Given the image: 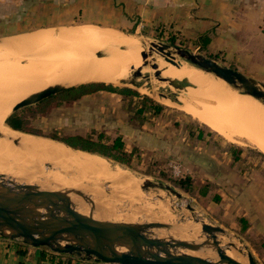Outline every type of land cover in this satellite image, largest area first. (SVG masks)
I'll return each mask as SVG.
<instances>
[{
	"label": "rangeland",
	"instance_id": "374dc122",
	"mask_svg": "<svg viewBox=\"0 0 264 264\" xmlns=\"http://www.w3.org/2000/svg\"><path fill=\"white\" fill-rule=\"evenodd\" d=\"M0 3L3 5L4 0H0ZM20 3L17 1L11 5L16 6L18 10L22 8V10L29 11L36 4L34 0ZM13 9L16 8L13 7ZM0 15L5 14L1 11ZM10 15L11 18L18 19L17 16ZM3 19L6 18L0 17V20ZM81 25L83 24L79 22L50 24L26 22L16 24L0 21V38H5L3 41L6 40L7 42L12 37L24 33L43 29L79 27ZM115 29L124 32L123 35L136 45H139L141 41L148 52H150L152 43L161 42L171 45L172 52L177 47L188 49L194 53L197 52L194 45H188L180 36L166 35L164 31L159 32L158 30L153 33L147 26L138 31L131 24L121 25L120 29L117 27ZM6 52H1L0 70L6 69L5 65L11 66L14 62L13 58L18 56L20 51H15L16 55H12L13 51ZM21 56L22 53L19 54L18 58ZM26 56L23 53V58H25L20 59L22 65L27 63ZM176 57L178 61L187 63L190 68L203 72L178 55ZM206 57L211 58L209 55ZM147 60V66L143 65L142 69L153 70L152 59L148 58ZM220 64L236 71L235 67L227 63ZM4 73L6 76L10 75V71L7 69L4 70ZM240 73L248 77L251 75L264 76V73H256L255 71ZM143 74L146 75L143 76ZM143 74L138 77L139 81L134 82L132 86L103 82L119 89L135 91L137 93L135 95L122 96L118 93L101 91L70 103L66 101L69 99L68 97L58 98L61 92L53 95L52 99H50L52 96L45 99H50L46 106H41L40 103L45 101L43 100L14 113L10 110L4 120V125L10 128L7 120L12 117L10 119L19 120L24 129L40 133L45 137L41 138L50 141H55L48 139L50 137L66 139L83 136L99 145H112L115 139L121 138L125 151L129 155V162L126 164L97 154L81 152L86 153L92 161L101 159L111 168L118 167L121 171L133 173L141 184L144 181H150L169 185L180 193L182 198L179 199L162 189L144 190L134 184L133 190L138 191L142 198H133V200V195L131 197L129 194L114 191L111 187L115 180L121 179L120 177L101 181L102 171L98 178H92L93 176H87L88 174L84 173L85 176L82 175L79 181H74V185L71 184L68 187L78 188L92 195L99 205V217L125 222L168 223V221L159 220L156 215V212L160 210L159 208L163 206L172 216L174 211L177 214L179 220L177 221L173 216L175 222L168 224L176 226L178 231H186V225L195 224L194 219L196 218L213 226L222 227L226 230V235L218 234V239L224 243L222 244L223 248H228L231 243H234L240 249L250 251L256 264H264V154L248 142L240 145L229 141L223 135L185 112L182 107L183 103L178 99L183 89L174 88L162 80L161 76H154L152 73ZM203 74L210 75V73L205 72ZM211 75L226 89L240 93L238 89L226 81L225 84L221 83L219 81L221 79L214 74ZM261 82L264 84V81ZM194 88L196 87L194 86ZM37 92L39 91L29 90L28 93L17 96V98L22 101ZM163 98L170 100L172 104H164ZM19 101L15 100V103ZM156 105H161L159 113L153 110ZM201 131H203V138H198L197 135ZM25 134L29 133L25 132ZM29 135L40 137L34 134ZM60 144L63 143L60 142ZM99 145L96 147L102 149ZM201 155H204V160H200ZM75 160L78 161L77 158ZM83 161L78 162L84 167H91V164H86ZM46 166L48 165L45 164ZM172 167H177L180 172H175ZM5 170L9 173H15L18 178L25 179L23 174L20 176L14 171ZM50 170L46 169V172ZM60 188L64 187L47 189ZM205 191H207L206 195L203 193ZM189 205L193 207V211L187 208ZM199 230L198 239L202 236V231ZM174 232L172 230L170 233L178 238ZM155 234L167 238L169 232L156 230ZM228 249L234 250L235 248ZM234 251L245 264H249L248 258L242 257L236 249ZM197 255L208 258L204 253Z\"/></svg>",
	"mask_w": 264,
	"mask_h": 264
},
{
	"label": "bare ground",
	"instance_id": "6f19581e",
	"mask_svg": "<svg viewBox=\"0 0 264 264\" xmlns=\"http://www.w3.org/2000/svg\"><path fill=\"white\" fill-rule=\"evenodd\" d=\"M0 45V55L1 52L7 53L6 51H13L12 55L17 54L15 51L22 53L21 57L18 58L17 54L13 58L11 66L5 65L10 71L9 76L4 75L6 69L0 70V177L13 178L24 184L57 188L74 185V181H79L86 174L98 178L102 171L101 181L120 177L111 187L114 191L129 194L131 197L133 195L132 199L142 198L138 191L133 190L134 184L141 189L148 187L166 191L161 183L144 181L141 184L133 173L121 171L118 167L111 168L104 160L92 161L86 153L73 151L60 142L15 131L4 125L9 111L12 112L13 106L17 104L15 100L19 101L17 96H23L29 90L40 91L57 84L74 87L95 81L132 86L143 73L157 76L158 71H161V77L188 80L193 84L183 89L178 98L183 103L185 112L229 141L240 145L248 142L264 153V104L252 99V96L250 98L226 89L211 74L206 75L192 69L187 63L178 60L177 65L167 63L163 54L146 51L141 41L136 45L121 32L95 26L43 29L14 36ZM23 53L25 56L30 54L26 56L25 65L20 62ZM143 53L147 54L144 56ZM148 58L152 59L153 70L142 69L143 65L147 66ZM219 81L225 84L224 80ZM162 102L166 105L172 104L164 98ZM74 158L80 162L84 160L91 167H84ZM45 164L48 166L45 167ZM5 169L20 176L23 174L25 179L18 178L15 173L6 172ZM46 169H51V173L46 172ZM84 192L96 203V219L118 222L99 217L96 199ZM74 202L79 212L88 214L89 206L81 198L75 197ZM159 209L156 212L159 220L175 222L173 216L179 220L174 210L171 211L172 216L163 206ZM199 227L200 223L186 225V231H175L174 234L181 239L198 240ZM234 250L226 249V253L245 264ZM204 254L211 259L217 258L211 251ZM242 257L246 258L243 255Z\"/></svg>",
	"mask_w": 264,
	"mask_h": 264
},
{
	"label": "water",
	"instance_id": "95a60500",
	"mask_svg": "<svg viewBox=\"0 0 264 264\" xmlns=\"http://www.w3.org/2000/svg\"><path fill=\"white\" fill-rule=\"evenodd\" d=\"M4 39L0 38V44ZM151 46L150 53L163 54L167 62L177 65L178 55L195 68L226 81L238 89L240 94L252 96L264 104V84L258 80L222 66L199 51L194 53L177 47L172 52V46L164 43H152ZM146 54L143 53L144 56ZM161 75L158 71L157 76ZM162 80L176 89L193 86L188 80L164 77ZM69 88L71 87L57 84L31 94L14 105L12 113ZM10 128L20 131L11 126ZM161 187L179 199L182 198L171 186L161 183ZM144 190L149 188L144 187ZM75 197L81 198L89 206L88 214L78 211ZM187 208L194 210L190 205ZM96 211L95 201L81 189H47L38 184H24L13 178L0 177V237L4 239L21 240L27 246L46 248L56 255L103 264H244L226 253V249L232 247L248 258L249 264H256L247 249H240L234 243L228 248L222 247L218 234L225 236V229L197 218L194 221L200 223L198 229H201L202 236L200 240H188L173 236L170 232L178 231V228L172 224L100 220L95 217ZM156 230H166L169 234L167 238H162L155 234ZM208 251L217 258L197 255Z\"/></svg>",
	"mask_w": 264,
	"mask_h": 264
},
{
	"label": "crops",
	"instance_id": "0c3cea01",
	"mask_svg": "<svg viewBox=\"0 0 264 264\" xmlns=\"http://www.w3.org/2000/svg\"><path fill=\"white\" fill-rule=\"evenodd\" d=\"M17 1L28 2L0 3V14H5L0 17L6 18L1 22H79L81 26L121 33L124 32L115 27L131 24L138 31L147 26L153 33L158 30L180 36L196 51L218 63H227L236 71L264 73V0H34L36 4L29 11L11 5ZM251 77L264 81L262 75ZM49 255L56 254L46 248L27 246L21 240L0 237V264H51ZM71 258L73 264H103Z\"/></svg>",
	"mask_w": 264,
	"mask_h": 264
},
{
	"label": "trees",
	"instance_id": "16d2710c",
	"mask_svg": "<svg viewBox=\"0 0 264 264\" xmlns=\"http://www.w3.org/2000/svg\"><path fill=\"white\" fill-rule=\"evenodd\" d=\"M101 91H107L110 93H118L122 96L126 95H135L137 94L135 91H132L130 89H119L113 85L105 84L103 82H92V83H86V84H80L74 87H71L65 91H63L58 98L68 97L69 99L66 101L74 102L84 96L91 95L97 92ZM53 96L50 98L52 99ZM43 101L41 106H46L49 103V100ZM154 112L159 113L161 111V105H156L153 108ZM12 118V117H10ZM8 118L7 123L9 126L16 130H20L22 132H26L29 134H34L37 136H43L40 133H35L31 130L24 129L21 122L14 121L12 119ZM44 137V136H43ZM198 138H203V131L199 132L197 135ZM53 140H57L60 142H63L77 150H81L84 152H88L91 154H97L102 157H105L107 159H113L121 164H126L129 162V155L126 153L124 144L121 140V138H117L114 140L112 145H99L98 143L92 141L91 139L84 138L83 136H74L71 138L66 139H59L57 137H50ZM97 145L101 146V148L96 147ZM205 195L207 191L203 192ZM45 256H47V253H44ZM51 264H73V259L71 257H68L64 259L62 255H49Z\"/></svg>",
	"mask_w": 264,
	"mask_h": 264
},
{
	"label": "built area",
	"instance_id": "2783aa9c",
	"mask_svg": "<svg viewBox=\"0 0 264 264\" xmlns=\"http://www.w3.org/2000/svg\"><path fill=\"white\" fill-rule=\"evenodd\" d=\"M175 172L179 173L180 171L177 170V167H172Z\"/></svg>",
	"mask_w": 264,
	"mask_h": 264
}]
</instances>
